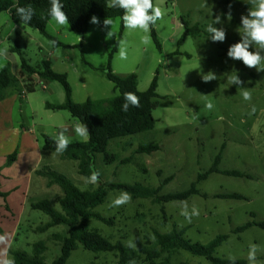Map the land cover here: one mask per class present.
I'll use <instances>...</instances> for the list:
<instances>
[{
    "label": "rangeland",
    "instance_id": "rangeland-1",
    "mask_svg": "<svg viewBox=\"0 0 264 264\" xmlns=\"http://www.w3.org/2000/svg\"><path fill=\"white\" fill-rule=\"evenodd\" d=\"M154 4L165 13L154 27L161 50L152 37V29L145 33L124 28L120 36L122 20L119 18L113 19L115 34L107 39L111 26L102 27L105 19L96 17L98 24L90 22L86 35L73 32L69 25L59 26L51 21L47 27L54 38L51 40L26 25L16 27L8 12H1L0 48L6 47L8 51L6 56L0 57V71L10 65L17 73L22 57L34 67L51 59L56 67H78V78L75 81L72 74L70 83L75 100L80 101L82 97L84 81L88 84V92L93 89L99 99H109L115 96L114 87L104 70L116 47L112 54V70L120 76L136 74L139 91L148 90L157 76L159 106L153 111L157 121L155 129L112 141L109 152L117 158L111 164L105 162L103 155H97L96 170L100 172L97 184L86 183L77 169L70 175L72 169L66 171L68 164L63 161L54 169L82 190L97 189L100 185L108 189L106 202L95 212L113 219L115 224L108 226L93 219L90 228L112 243L122 241L127 245L126 242L132 240L136 248L139 241L150 246L154 243V230L166 234L177 228L185 230L188 240L201 245L209 244L218 236H226L215 252V257L220 259L230 260L229 256H234L235 260L249 264V245H259L261 251L257 253V261L264 264V228L252 226L239 231L248 223L264 222V71L248 68L242 61L227 56L228 48L241 41V16L248 14L252 6L250 0H155ZM216 16H220L222 22L213 26L225 30L223 42H213L206 31ZM184 21L189 29L198 27L199 32L180 43L186 32ZM120 40H124L127 47V58L123 60L118 56ZM249 50L254 51V46ZM209 72L216 79L205 82L202 77ZM235 74L243 82L239 86L227 82V77ZM87 75L94 79H88ZM238 87L251 93L250 102L243 99L244 89ZM36 88L32 94L24 87L32 108L26 106L25 115L18 112L16 120L36 124L43 148L45 139L41 132L54 137L68 125L73 131L69 137L71 142H87L75 134L74 125L80 122L69 112L46 109V103L57 106L65 101L62 84L47 82L46 89L40 84ZM9 90L15 92V89ZM209 101L214 106L211 110L206 107ZM253 106L255 113L251 112ZM65 134L69 135L68 130ZM150 145H158L160 149L151 154L137 153L140 146ZM218 156L219 172H212ZM226 171H237L245 177L230 176L224 173ZM136 183L157 193L147 198L131 196L129 203L110 207L111 200L123 191L112 189V185ZM193 184L199 194L186 201L161 200L166 195L189 190ZM231 194L242 195L244 199L223 198ZM184 202L189 209L196 205L200 211L191 223L180 214ZM51 203L59 208L57 202ZM41 213L35 215L41 222L48 221L49 217ZM29 227L30 223L22 227L21 236L26 237ZM31 238L32 242L39 241L45 239V234L34 233ZM51 247L48 264H52L60 250L55 245ZM23 249L31 254L30 247ZM166 258L171 264H212L204 257L181 250L164 254L157 264ZM143 259L144 256L135 264H147L142 263ZM67 264H118V259L114 253H93L80 245Z\"/></svg>",
    "mask_w": 264,
    "mask_h": 264
},
{
    "label": "trees",
    "instance_id": "trees-1",
    "mask_svg": "<svg viewBox=\"0 0 264 264\" xmlns=\"http://www.w3.org/2000/svg\"><path fill=\"white\" fill-rule=\"evenodd\" d=\"M155 0H153L154 2ZM63 5V11L69 18L71 30L80 35H86L89 30L90 20L93 16L106 19H121L123 11L119 8L106 7L107 0H60ZM31 6L34 9L32 20L24 24L32 29L39 31L45 37L54 40L48 33L47 26L51 21L48 12L50 9V0H0V13L9 12L12 21L18 25L21 24L17 15L18 7ZM122 20V19H121ZM186 26V32L180 40V43L190 35L199 32L198 27L192 29ZM152 37L161 50L155 28H151ZM124 31L121 24L120 36ZM82 49V45H79ZM110 54L108 67L104 70L106 78L114 83L118 94L109 99L92 100L88 99L84 103H75L72 99V88L66 74H60L53 71V61L51 59L43 60L39 66L29 65L22 57L21 73L27 76L36 75L39 79L48 82H59L62 84L66 94V101L63 105L47 106L54 111H67L80 123L87 125L89 138L87 142H72L67 150L61 154L64 160H73L79 163V174L89 177L93 170H96L97 155L104 156L107 164H111L117 158L109 152V145L116 139H122L144 132H150L155 129L156 119L153 111L159 106V95L157 94V76L154 78L148 90L141 92L138 89V76L134 73L120 76L114 73L111 67L113 53ZM178 54V53H177ZM94 68V67H92ZM15 89L22 92L19 79L13 74L11 66L3 68L0 71V102L5 98L9 89ZM133 92L140 100V107L129 106L127 112L122 110L124 103V93ZM44 149L46 151H55L54 138L44 136ZM158 145L140 146L137 150L139 154H151L158 151ZM17 156V152L10 155L8 164H12ZM220 156L217 157L212 172H219L217 165ZM227 175L235 177H245L237 171H226ZM39 175L47 177L51 184L60 186L63 196L59 199V208L53 206L48 200L39 201L32 204L34 210H39L47 215L50 221L35 229V234H45V239L37 240L31 245V254L20 249L9 251V256L14 258L15 264H48L49 244H53L59 250V254L52 261V264H67L72 253L81 245L85 250L93 253H114L118 259V264H130V261H138L144 256L142 263L157 264L164 254H170L174 251H186L194 256L204 257L212 264H246L244 260L220 259L215 257L216 249L227 239L226 236H218L207 245L193 243L185 237V230L173 228L169 233L162 234L154 230V243L150 246L137 243V248L127 247L122 241L112 243L109 239L103 237L98 231L90 228V221L95 219L108 226H113L114 220L103 217L96 213L95 209L106 202L108 189L100 185L97 189L82 190L77 187L64 174L56 172L48 167L38 171ZM112 189L127 191L135 198L153 197L157 191L136 183L134 185L119 184L112 185ZM199 194L196 185L193 184L189 190L181 193L169 194L161 200L164 202L186 201ZM6 194L0 190V197L6 198ZM226 199H244L242 195L231 194L224 195ZM252 226L264 228L262 223H248L241 227L239 231L246 230ZM1 232V230H0ZM51 247V248H52ZM161 264H171L170 259L166 258Z\"/></svg>",
    "mask_w": 264,
    "mask_h": 264
},
{
    "label": "crops",
    "instance_id": "crops-1",
    "mask_svg": "<svg viewBox=\"0 0 264 264\" xmlns=\"http://www.w3.org/2000/svg\"><path fill=\"white\" fill-rule=\"evenodd\" d=\"M8 14L10 15L9 12ZM102 27H104V24H102ZM52 69L56 73L66 74L69 83H71L72 74L75 76V81L78 78V67H56L53 62ZM11 70L20 81L21 91L24 87H27L29 88L28 93L34 94L36 92V85L38 86L39 83L36 75H24L21 73V69L15 73L12 67ZM87 77L88 79H94L91 75H87ZM79 78L82 79L81 76ZM109 82L114 87L112 93L117 95L118 91L115 89L114 83ZM76 83L77 85L79 84L78 82ZM81 87L83 88L81 89L82 97L80 101L75 100V91L74 88L72 89V99L75 103H84L88 99L102 100L95 96V90L90 89L91 92L87 91L88 84L85 81ZM12 91L8 90L5 98L0 102V190L7 195L6 198L0 197V235H9L10 246L8 247V255L11 250L20 249L26 251L23 248H31L33 243L31 236L34 234L35 229L50 221L49 219L46 222H41L37 215H35L36 212L41 213V211L34 210L32 204L43 200L59 203V199L63 196L60 186L51 184L50 180L47 177L39 175L38 171L44 167H50V169L55 170L54 168L59 167L63 161L68 164L66 171H69V169L71 171L72 169V174L70 175H73L76 169L79 173V163L77 161L64 160L61 154H57L55 151H46L43 148V143L39 140L36 124L30 125L25 124L21 120H16L18 112L23 116L26 113V106L28 109L32 108V101L28 97V94L21 97L20 92L16 90L15 92ZM65 101L58 105H63ZM48 104L46 103V109L54 111L47 106ZM49 117H52V115ZM32 120L35 119L33 118ZM64 128L69 132L70 136H67L72 137L73 131L70 130V125ZM64 128H61V130ZM40 134L43 137L49 136L44 132ZM15 152H17L15 161L12 164H8L10 155ZM66 171L65 173H67ZM27 223H30V227L26 237H23L21 236L22 227ZM5 247V245H0V251Z\"/></svg>",
    "mask_w": 264,
    "mask_h": 264
},
{
    "label": "clouds",
    "instance_id": "clouds-1",
    "mask_svg": "<svg viewBox=\"0 0 264 264\" xmlns=\"http://www.w3.org/2000/svg\"><path fill=\"white\" fill-rule=\"evenodd\" d=\"M251 7L247 15L241 16L242 31L241 41L234 43L228 48L227 56L233 60L242 61V63L248 68H255L257 71H264V0H250ZM50 9L48 15L51 21H54L56 25L65 26L69 25V18L67 14L63 11V5L60 0H50ZM106 7L108 8H119L123 11L121 17L123 27L129 31L142 30L148 33L152 27H155L158 21L163 19L164 12L162 8L154 4L153 0H107ZM17 15L20 18L21 25L27 24L32 20L34 15V9L29 5L27 7H18ZM230 17V15H229ZM91 23L98 24V19L93 16L91 18ZM221 17L216 16L212 23L207 25L206 31L210 34L209 37L213 42H223L226 39V32L223 28L214 27V24H220ZM104 26H111V30L107 33L106 39L111 38L115 33L112 31L113 19L108 17L104 20ZM147 39L144 43H147ZM255 48L254 51H250L251 47ZM118 56L120 59L127 58V47L124 40L118 41ZM7 48H0V57H4L7 54ZM202 79L205 82L216 79V76L209 72L203 75ZM227 82L230 85H241L243 82L240 80L237 74L229 75L227 77ZM244 89L242 91V96L245 101H251V93L243 87H238ZM129 106L140 107L139 97L133 92L124 93V103L122 104V110L127 112ZM207 109L211 110L214 106L209 101L206 104ZM255 106L252 107L251 112L255 113ZM75 134L87 141L89 138V130L86 124L76 123L74 125ZM67 129L64 128L54 136L55 142V152L57 154H62L65 152L71 143L70 138L65 134ZM100 172L93 170L91 175L86 178L85 182L90 184H97L99 180ZM131 194L127 191H121L118 196L111 200L110 207H120L131 201ZM182 216L191 223L193 217H198L200 211L196 205H192L191 209L187 202L183 203L181 209ZM127 247L136 248V243L132 240L127 241ZM0 245H5L6 247L0 251V264H15L14 258L8 255L9 245V235H0ZM261 251L259 245L250 244L247 254V259L249 264H258L257 253ZM229 259L233 262L235 261L234 256H229ZM130 264H135L134 261H130Z\"/></svg>",
    "mask_w": 264,
    "mask_h": 264
},
{
    "label": "built area",
    "instance_id": "built-area-1",
    "mask_svg": "<svg viewBox=\"0 0 264 264\" xmlns=\"http://www.w3.org/2000/svg\"><path fill=\"white\" fill-rule=\"evenodd\" d=\"M0 43H1V40H0ZM37 79H38V82H39L38 84H40L43 87V89H46L47 83L45 81L39 79V78H37ZM25 94H26V90H22L21 96L24 97Z\"/></svg>",
    "mask_w": 264,
    "mask_h": 264
}]
</instances>
